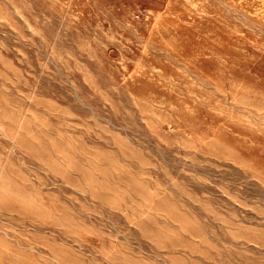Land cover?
<instances>
[{
    "label": "rangeland",
    "instance_id": "rangeland-1",
    "mask_svg": "<svg viewBox=\"0 0 264 264\" xmlns=\"http://www.w3.org/2000/svg\"><path fill=\"white\" fill-rule=\"evenodd\" d=\"M0 264H264V0H0Z\"/></svg>",
    "mask_w": 264,
    "mask_h": 264
}]
</instances>
